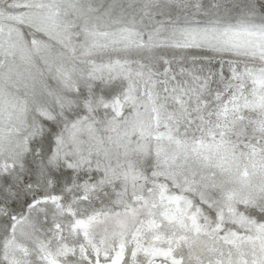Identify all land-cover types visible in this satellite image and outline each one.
I'll list each match as a JSON object with an SVG mask.
<instances>
[{
  "label": "snow or ice",
  "instance_id": "1",
  "mask_svg": "<svg viewBox=\"0 0 264 264\" xmlns=\"http://www.w3.org/2000/svg\"><path fill=\"white\" fill-rule=\"evenodd\" d=\"M0 264H264V0H0Z\"/></svg>",
  "mask_w": 264,
  "mask_h": 264
}]
</instances>
